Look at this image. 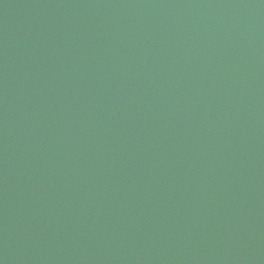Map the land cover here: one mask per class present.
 <instances>
[{"label":"water","instance_id":"95a60500","mask_svg":"<svg viewBox=\"0 0 264 264\" xmlns=\"http://www.w3.org/2000/svg\"><path fill=\"white\" fill-rule=\"evenodd\" d=\"M0 264H264V0H0Z\"/></svg>","mask_w":264,"mask_h":264}]
</instances>
